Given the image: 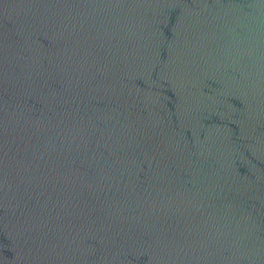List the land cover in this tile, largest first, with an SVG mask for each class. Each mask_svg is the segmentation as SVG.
<instances>
[{
  "label": "water",
  "instance_id": "obj_1",
  "mask_svg": "<svg viewBox=\"0 0 264 264\" xmlns=\"http://www.w3.org/2000/svg\"><path fill=\"white\" fill-rule=\"evenodd\" d=\"M0 264H264V0H0Z\"/></svg>",
  "mask_w": 264,
  "mask_h": 264
}]
</instances>
